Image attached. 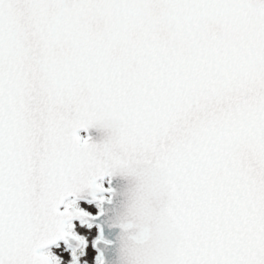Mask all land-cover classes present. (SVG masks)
<instances>
[{
    "label": "snow or ice",
    "instance_id": "obj_1",
    "mask_svg": "<svg viewBox=\"0 0 264 264\" xmlns=\"http://www.w3.org/2000/svg\"><path fill=\"white\" fill-rule=\"evenodd\" d=\"M114 174L117 264H264V0H0V264Z\"/></svg>",
    "mask_w": 264,
    "mask_h": 264
},
{
    "label": "water",
    "instance_id": "obj_2",
    "mask_svg": "<svg viewBox=\"0 0 264 264\" xmlns=\"http://www.w3.org/2000/svg\"><path fill=\"white\" fill-rule=\"evenodd\" d=\"M120 189L124 190V193L111 195L109 201H106L102 205V213L97 216H89L85 218L87 221L96 222L100 225V236L110 243L105 244L103 241H97L95 246L100 250L101 257L104 264H117L119 257V243L121 237V228L119 226L118 217L124 211V206L127 199V191L129 186L125 185L127 177L120 176ZM114 184L118 185V180L114 179ZM113 184V185H114ZM81 196L83 194H75ZM83 197V196H82ZM75 218V217H74ZM73 238H69L68 242H73Z\"/></svg>",
    "mask_w": 264,
    "mask_h": 264
},
{
    "label": "rangeland",
    "instance_id": "obj_3",
    "mask_svg": "<svg viewBox=\"0 0 264 264\" xmlns=\"http://www.w3.org/2000/svg\"><path fill=\"white\" fill-rule=\"evenodd\" d=\"M73 227L80 233L85 234L88 238V240H90L93 235L95 234V227L91 226H87V225H83V224H78V223H74ZM52 250L56 253L59 254L63 257L62 260V264H67L70 260H71V250H69L68 248H66L63 244H59V247H54L52 248ZM80 264H94L93 262L90 261H85L81 258L80 256Z\"/></svg>",
    "mask_w": 264,
    "mask_h": 264
},
{
    "label": "bare ground",
    "instance_id": "obj_4",
    "mask_svg": "<svg viewBox=\"0 0 264 264\" xmlns=\"http://www.w3.org/2000/svg\"><path fill=\"white\" fill-rule=\"evenodd\" d=\"M120 174H115L114 175V178L116 179V180H118V185H116V184H114V185H112V188H113V192H115V193H117V194H122V193H124V190H122V189H120V186H122L121 185V183H120ZM123 177V176H122ZM88 196H90V195H92V194H87ZM104 202H106V200L104 201Z\"/></svg>",
    "mask_w": 264,
    "mask_h": 264
},
{
    "label": "flooded vegetation",
    "instance_id": "obj_5",
    "mask_svg": "<svg viewBox=\"0 0 264 264\" xmlns=\"http://www.w3.org/2000/svg\"><path fill=\"white\" fill-rule=\"evenodd\" d=\"M91 253L88 254V256L90 255Z\"/></svg>",
    "mask_w": 264,
    "mask_h": 264
}]
</instances>
